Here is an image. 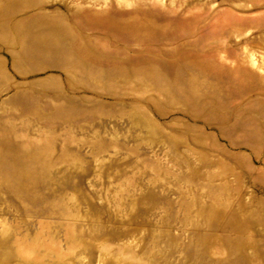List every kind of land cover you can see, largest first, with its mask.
<instances>
[{"label": "rangeland", "instance_id": "1", "mask_svg": "<svg viewBox=\"0 0 264 264\" xmlns=\"http://www.w3.org/2000/svg\"><path fill=\"white\" fill-rule=\"evenodd\" d=\"M0 264H264V0H0Z\"/></svg>", "mask_w": 264, "mask_h": 264}, {"label": "bare ground", "instance_id": "2", "mask_svg": "<svg viewBox=\"0 0 264 264\" xmlns=\"http://www.w3.org/2000/svg\"><path fill=\"white\" fill-rule=\"evenodd\" d=\"M51 39V38H50ZM37 41V40H36ZM54 43V42H53ZM59 43V42H58ZM83 66V65H82ZM84 67V66H83ZM8 172V171H7Z\"/></svg>", "mask_w": 264, "mask_h": 264}]
</instances>
